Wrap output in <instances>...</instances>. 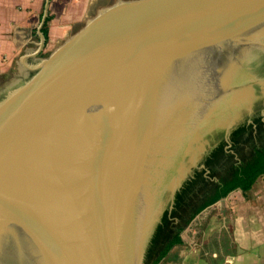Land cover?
<instances>
[{
    "label": "water",
    "instance_id": "obj_1",
    "mask_svg": "<svg viewBox=\"0 0 264 264\" xmlns=\"http://www.w3.org/2000/svg\"><path fill=\"white\" fill-rule=\"evenodd\" d=\"M11 82L0 264H144L264 163V0H107Z\"/></svg>",
    "mask_w": 264,
    "mask_h": 264
},
{
    "label": "crops",
    "instance_id": "obj_2",
    "mask_svg": "<svg viewBox=\"0 0 264 264\" xmlns=\"http://www.w3.org/2000/svg\"><path fill=\"white\" fill-rule=\"evenodd\" d=\"M105 1L0 0V82L29 71L71 21ZM49 15L46 40L41 28ZM180 235L157 264H264V173L246 191L236 188L204 207Z\"/></svg>",
    "mask_w": 264,
    "mask_h": 264
},
{
    "label": "trees",
    "instance_id": "obj_3",
    "mask_svg": "<svg viewBox=\"0 0 264 264\" xmlns=\"http://www.w3.org/2000/svg\"><path fill=\"white\" fill-rule=\"evenodd\" d=\"M50 19V15L47 16L44 20V23L42 25V31L45 35V39L48 38V20ZM264 173V163L260 166L256 167L252 171L248 172L244 176H242L240 179L235 181L233 184H231L229 187L224 189L222 192L217 194L215 197H213L211 200L206 202L204 205H202L170 238H168L164 243L163 246L160 249H157L145 262L144 264H157L159 260L171 249L172 246L175 244H179L183 241L180 233L183 230L184 226L187 225L190 220L197 214L200 210H202L204 207L208 206L209 204L215 202L221 197L226 196L230 191L240 188L243 191H246L251 187L253 182L256 180V178Z\"/></svg>",
    "mask_w": 264,
    "mask_h": 264
},
{
    "label": "rangeland",
    "instance_id": "obj_4",
    "mask_svg": "<svg viewBox=\"0 0 264 264\" xmlns=\"http://www.w3.org/2000/svg\"><path fill=\"white\" fill-rule=\"evenodd\" d=\"M97 1H98V0H97ZM82 21H83V17H82L80 20L75 19V20L71 21V23L69 24L68 30H67V32H66L65 34L70 33V32L73 31L75 28H77V27L79 26V24H80ZM63 37H64V35H63ZM63 37H61V38L59 39V41H60ZM57 42H58V41H57ZM57 42H56V43H57ZM56 43H54L52 46H54ZM52 46H51V48H52ZM51 48H48V49H46V50H43L41 55L46 54V53L49 51V49H51ZM9 75H10V73H9ZM13 83H14V82H13ZM13 83L11 82V80H9V78L6 79V80H4V81H1V82H0V97L2 96L3 92L9 88V85H10V84H13ZM186 226H187V225H186Z\"/></svg>",
    "mask_w": 264,
    "mask_h": 264
},
{
    "label": "flooded vegetation",
    "instance_id": "obj_5",
    "mask_svg": "<svg viewBox=\"0 0 264 264\" xmlns=\"http://www.w3.org/2000/svg\"><path fill=\"white\" fill-rule=\"evenodd\" d=\"M162 246H163V244L158 249H160Z\"/></svg>",
    "mask_w": 264,
    "mask_h": 264
}]
</instances>
